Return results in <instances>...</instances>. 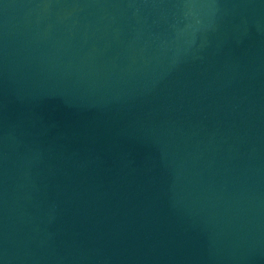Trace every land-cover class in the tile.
Instances as JSON below:
<instances>
[{"label":"water","instance_id":"water-1","mask_svg":"<svg viewBox=\"0 0 264 264\" xmlns=\"http://www.w3.org/2000/svg\"><path fill=\"white\" fill-rule=\"evenodd\" d=\"M0 264H264V0H0Z\"/></svg>","mask_w":264,"mask_h":264}]
</instances>
